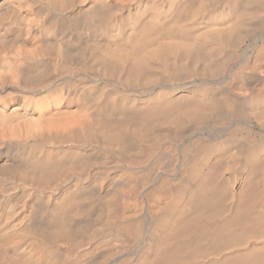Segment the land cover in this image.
<instances>
[{
	"label": "bare ground",
	"instance_id": "bare-ground-1",
	"mask_svg": "<svg viewBox=\"0 0 264 264\" xmlns=\"http://www.w3.org/2000/svg\"><path fill=\"white\" fill-rule=\"evenodd\" d=\"M0 264H264V0H0Z\"/></svg>",
	"mask_w": 264,
	"mask_h": 264
}]
</instances>
